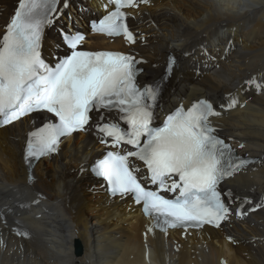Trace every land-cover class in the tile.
<instances>
[{
    "label": "bare ground",
    "instance_id": "6f19581e",
    "mask_svg": "<svg viewBox=\"0 0 264 264\" xmlns=\"http://www.w3.org/2000/svg\"><path fill=\"white\" fill-rule=\"evenodd\" d=\"M15 1L0 0V21ZM76 1L81 12L72 11V18L81 22L84 10L93 5ZM132 23L147 38V46L137 50L149 62V74H160L151 65L158 67L166 52H193L181 60L175 82L174 97L182 95L187 103L198 97L219 100L255 73L264 78V0H157ZM229 39L235 48L220 67L195 77L191 61L200 60L197 47L207 43L220 53ZM248 98L246 107L230 113L220 126L261 160L259 168L231 180L229 187L257 196L264 194V92ZM26 123L0 132V200L18 223L0 227V264H264V209L248 223L218 231L204 228L184 237L173 232L163 238L148 231L150 223L138 210L129 211L127 201H108L98 184L76 177V165L96 152L81 136L65 141L50 163L35 165L30 190L45 197L44 209L39 210L40 219L34 216L39 211L24 215L15 204L32 198L19 161ZM17 230L28 235H18Z\"/></svg>",
    "mask_w": 264,
    "mask_h": 264
},
{
    "label": "snow or ice",
    "instance_id": "6c2138e0",
    "mask_svg": "<svg viewBox=\"0 0 264 264\" xmlns=\"http://www.w3.org/2000/svg\"><path fill=\"white\" fill-rule=\"evenodd\" d=\"M149 2L110 0L115 10L91 23V30L109 37L124 35L135 42L121 9ZM58 3L18 0L0 38V126L33 113L43 114L41 126L28 133L24 159L29 168L34 160L58 152L62 137L94 128L100 143L111 149L93 168L110 195L130 196L161 230L204 224L220 227L231 214V192L222 191L221 183L254 163L237 157L216 135L210 117L220 112L201 99L187 109L176 108L162 126H153L163 78L138 87L136 79L142 70L134 57L78 50L85 39L80 32L65 33V54L46 61L42 35L45 26L52 24ZM173 64L170 59L169 73ZM247 83L257 90L264 88L254 79ZM237 104V98L230 96L221 107ZM93 112L97 114L94 122ZM243 204L251 201L244 199ZM236 214L246 213L238 210ZM17 234L28 235L19 230Z\"/></svg>",
    "mask_w": 264,
    "mask_h": 264
},
{
    "label": "water",
    "instance_id": "95a60500",
    "mask_svg": "<svg viewBox=\"0 0 264 264\" xmlns=\"http://www.w3.org/2000/svg\"><path fill=\"white\" fill-rule=\"evenodd\" d=\"M77 248H79V246L77 245Z\"/></svg>",
    "mask_w": 264,
    "mask_h": 264
},
{
    "label": "rangeland",
    "instance_id": "374dc122",
    "mask_svg": "<svg viewBox=\"0 0 264 264\" xmlns=\"http://www.w3.org/2000/svg\"><path fill=\"white\" fill-rule=\"evenodd\" d=\"M219 51V50H218ZM232 53V52H231ZM185 92H187V91H185Z\"/></svg>",
    "mask_w": 264,
    "mask_h": 264
}]
</instances>
